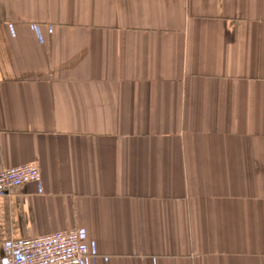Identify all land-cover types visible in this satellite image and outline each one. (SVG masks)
<instances>
[{"label":"crops","instance_id":"crops-1","mask_svg":"<svg viewBox=\"0 0 264 264\" xmlns=\"http://www.w3.org/2000/svg\"><path fill=\"white\" fill-rule=\"evenodd\" d=\"M2 244L79 227L84 264H264V0H0Z\"/></svg>","mask_w":264,"mask_h":264},{"label":"built area","instance_id":"built-area-1","mask_svg":"<svg viewBox=\"0 0 264 264\" xmlns=\"http://www.w3.org/2000/svg\"><path fill=\"white\" fill-rule=\"evenodd\" d=\"M40 170L35 162L0 169V194L16 186L40 182ZM85 230L74 227L48 234L9 239L3 242L1 264H84L95 254L93 244L85 243Z\"/></svg>","mask_w":264,"mask_h":264}]
</instances>
